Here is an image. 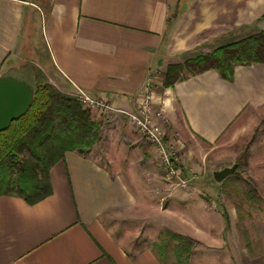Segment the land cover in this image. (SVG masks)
Returning <instances> with one entry per match:
<instances>
[{
	"label": "crops",
	"instance_id": "0c3cea01",
	"mask_svg": "<svg viewBox=\"0 0 264 264\" xmlns=\"http://www.w3.org/2000/svg\"><path fill=\"white\" fill-rule=\"evenodd\" d=\"M260 31L264 0H0V76L31 85L17 75L27 66L19 61L36 54L33 76L42 69L69 91L128 112L150 80L160 75L163 85L168 66ZM163 91L169 126L213 145L264 108V65L237 66L230 81L207 70ZM108 165L91 149L66 152L50 168V196L34 205L0 196V264H160L149 252L129 253L111 224L158 208L159 186L138 162L127 171Z\"/></svg>",
	"mask_w": 264,
	"mask_h": 264
},
{
	"label": "rangeland",
	"instance_id": "374dc122",
	"mask_svg": "<svg viewBox=\"0 0 264 264\" xmlns=\"http://www.w3.org/2000/svg\"><path fill=\"white\" fill-rule=\"evenodd\" d=\"M34 56L19 62L32 66ZM27 66L17 75L33 87L48 84L65 95L78 98L82 94L100 102L69 91L42 69H35L33 76L34 70ZM159 76L148 83L154 96L150 114L162 127L166 148L177 156L186 188L167 179L157 152L126 115L82 105L97 125L89 145L92 154L109 162L108 166L121 163L124 171L129 162H138V172L145 167L143 173L159 184L152 188L158 208H138L132 215L111 221L116 235L126 242L129 253L149 252L160 264H264V108L239 121L223 140L208 145L182 128L176 131L169 126L159 106L164 102ZM234 164L235 174L220 183L213 179V172Z\"/></svg>",
	"mask_w": 264,
	"mask_h": 264
},
{
	"label": "trees",
	"instance_id": "16d2710c",
	"mask_svg": "<svg viewBox=\"0 0 264 264\" xmlns=\"http://www.w3.org/2000/svg\"><path fill=\"white\" fill-rule=\"evenodd\" d=\"M49 8L44 7L47 15ZM264 65V31L201 53L166 69L163 86L171 87L187 76L215 70L230 81L237 66ZM33 87V86H32ZM34 98L26 114L0 133V196L16 194L28 205L51 195L50 168L66 152L85 154L97 129L91 113L77 97L52 85L33 87ZM181 241L177 235L171 236Z\"/></svg>",
	"mask_w": 264,
	"mask_h": 264
},
{
	"label": "built area",
	"instance_id": "2783aa9c",
	"mask_svg": "<svg viewBox=\"0 0 264 264\" xmlns=\"http://www.w3.org/2000/svg\"><path fill=\"white\" fill-rule=\"evenodd\" d=\"M81 104L92 107H101L104 112L115 111L116 113L124 114L129 118V121L141 132L144 138L152 145L153 149L159 156L160 165L165 169L167 179L173 178L177 180L176 185L181 189L187 187V180L181 174L178 166V159L172 149L166 148L164 134L160 124L156 123L151 114V103L154 96L149 86H146L143 92V99L136 105L133 111L125 112L114 110L110 106L105 105L102 101L99 103L90 100L84 95L78 96Z\"/></svg>",
	"mask_w": 264,
	"mask_h": 264
},
{
	"label": "water",
	"instance_id": "95a60500",
	"mask_svg": "<svg viewBox=\"0 0 264 264\" xmlns=\"http://www.w3.org/2000/svg\"><path fill=\"white\" fill-rule=\"evenodd\" d=\"M34 98L32 85L12 76H0V133L23 117ZM237 164L213 172V179L220 183L236 173Z\"/></svg>",
	"mask_w": 264,
	"mask_h": 264
}]
</instances>
